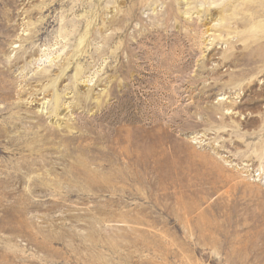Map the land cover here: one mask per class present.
<instances>
[{
  "label": "rangeland",
  "instance_id": "1",
  "mask_svg": "<svg viewBox=\"0 0 264 264\" xmlns=\"http://www.w3.org/2000/svg\"><path fill=\"white\" fill-rule=\"evenodd\" d=\"M0 264H264V0H0Z\"/></svg>",
  "mask_w": 264,
  "mask_h": 264
}]
</instances>
